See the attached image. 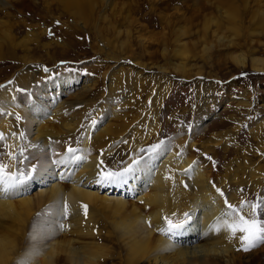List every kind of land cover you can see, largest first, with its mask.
Segmentation results:
<instances>
[{"label": "bare ground", "instance_id": "obj_1", "mask_svg": "<svg viewBox=\"0 0 264 264\" xmlns=\"http://www.w3.org/2000/svg\"><path fill=\"white\" fill-rule=\"evenodd\" d=\"M117 1L0 0V62L13 60L22 65L11 79L0 83V134L3 135L0 147L4 151L1 163L10 172L19 170L29 177L9 193H0V264H110L115 258L114 241L129 244L124 264H244L239 254L245 243L241 242L242 234L233 236L222 226L231 219L225 216L231 211L228 205L239 213L242 203L248 205L245 193L252 195L264 189V126L251 131L254 152L241 147L244 161L236 166L233 161L226 163L218 175L213 174L212 167L207 169L195 154L201 150L207 155L211 148L237 154L238 147L227 149L229 144H238L239 130L248 124L247 120L241 123L240 119L231 117L235 124L232 131L212 133L198 144L187 136L183 118L174 113L169 122L179 127L178 132L186 133V138L182 135L180 143L177 140V146L168 149L163 141L165 133L160 117L173 89L171 74L191 78L205 75L204 71L194 69L184 58L178 63L171 62L169 53L163 49L161 58L168 63L152 65L159 71L158 76L151 75V65L142 61L150 44L144 37L146 27L131 18L133 9L128 4ZM145 2L152 7H165L164 10L173 12V19L179 20H186L181 12L184 8H197L201 15L204 13L203 38L211 27H216L214 33L222 28L228 32L229 36L217 38L218 46L223 47L228 37L239 34L241 27L236 23H241L240 16L246 13L257 24L252 33L264 36V0ZM26 4L42 7L44 19H52L57 9L68 15L72 22L68 20L64 24L63 38L47 40L46 24L34 26L16 21L15 15L24 12ZM171 16H159L160 25L176 28L172 33L180 41L190 30L173 26L176 22H172ZM21 26L25 34L19 31ZM93 28L98 37L95 35L92 49L103 59L93 61L94 66L88 65L87 70L83 67L86 78L77 73L81 67L67 65L56 66L50 72L45 70L40 52L47 61H57L55 54L66 55L75 47L73 38ZM177 44L175 51L182 53L184 45ZM204 46L208 47L206 50L212 47ZM127 58L132 60V66L121 65ZM231 60L239 69L250 66L252 71L264 74V57L257 56L255 49L231 53ZM107 62L117 65L111 69ZM114 69L119 73L117 78ZM196 83L193 112L203 115L215 107L211 104L216 101L215 83ZM122 85L134 87L138 92L134 95L136 100L131 95L133 101L122 103L126 105L123 109L131 108L132 112L124 114L118 129L116 125L103 130L101 122L105 116H115V105L128 97L122 93ZM73 88L77 90L74 100L58 98L59 90L66 92L65 89ZM143 92L145 98L139 101ZM39 96L43 99H38ZM45 117H51L53 124L47 125V118L46 122L42 119ZM99 129L105 137L98 138ZM62 144L72 145V153L63 147L59 156L49 159L48 153L59 150ZM127 168L133 171L122 182L99 180L104 172H123ZM237 203L240 207H236ZM98 212L110 216L105 218L108 227L101 232L97 231ZM239 214L249 216L251 212L246 208ZM169 220L184 225L179 229L180 234L168 233ZM217 226L221 230H216Z\"/></svg>", "mask_w": 264, "mask_h": 264}, {"label": "rangeland", "instance_id": "obj_2", "mask_svg": "<svg viewBox=\"0 0 264 264\" xmlns=\"http://www.w3.org/2000/svg\"><path fill=\"white\" fill-rule=\"evenodd\" d=\"M117 2L119 3L121 2L126 5L128 4L127 5L128 8L133 9V14L131 18L139 20L140 21L139 23L141 25H145L146 27L144 37L148 41H150L151 45L148 44L149 46L147 48V54L145 53L146 55L144 56L142 61H144V63L146 64L151 65L152 72L151 73L149 72L151 75L158 76V71H159L157 70L156 66H152V65L157 64L158 66H163L168 63L167 62L168 60H171V62L173 63H178L182 58H184V60L187 61V63L190 66L194 65V69L201 68L204 71L205 75H200V76L197 75L191 78L181 77L180 75L175 73L171 74L170 79L171 81L173 80L172 81L173 89L170 92L168 98L166 99L160 117L162 120V128L165 133V137H163V141L166 143L168 149H171L172 147H176L177 146L176 141L178 140L177 142H179L180 138H182V135L183 137L184 135L186 136L187 132H188L187 135L188 137L190 136L193 137L192 140L193 142H197L198 144H200L205 140H207L209 135L211 136L212 133L232 131L234 129L235 124L230 119L237 118L240 119L241 123L242 122L244 123L246 120H247L246 122H248V124H245L243 128L239 130L237 142L238 144H240V147L238 146V144L235 145L229 144V148L227 149L230 150L234 147L235 148L238 147L240 151L237 154H235L234 152L225 154L223 150L211 148L212 152L214 150H217L216 153L211 152L205 155L200 150L199 153L195 155L196 157L197 156L201 157L200 160H202L203 165H206L207 169L208 167H212L214 175H218L222 173L221 171L223 166L230 161H233L235 166L238 163H242L244 160L240 155V153L242 152L241 149L251 148L252 152H254L255 150V143L250 137L251 131L254 130L255 127L260 128L264 126V74L252 71L250 66H247L245 69H239V67L231 60V53H236V54L246 53V51L249 48L255 49L257 51V56L264 57V36H261L257 33L255 34L252 33V30L256 29L257 27V24L252 18V15L250 13H246L240 16L242 22L236 23L237 26L239 25L241 27L239 34L232 38L228 37L227 38L228 42H226L225 45H223L222 47V46H218L217 38L221 35H223L224 37H226V35L229 36L228 32H226V29L222 28L223 31L222 29H218L216 33H214L216 27H211V29H209L208 31V35L203 38L202 30L204 31V29L202 25L204 24V22L202 16L204 13L202 12L201 15L198 12L197 8L194 7L184 8L181 12L185 13L186 20H181V19L179 20V19H173L174 15L172 11L164 10L165 7L163 8H160V6L152 7L147 2H145V0H118ZM201 4H202L201 6H204L203 5L204 2ZM25 7L26 9L23 10L24 12L15 15L16 21L20 23L25 21V23L34 26H37L40 23L41 25L46 24L48 27V32L46 36L47 40L57 39L60 41V39L63 38L64 31L66 30L65 28L62 29L64 24H66L68 20L70 23L72 22V19H69L68 15H63L61 13L62 11L59 9H57L58 11L52 17V19L51 18L44 19L42 18V16H44V14L41 11L42 7L37 8L32 5L29 6L28 4H26ZM157 9L159 10L157 11ZM170 12H172V14ZM163 15L164 16L172 15L171 16L173 20L172 22H176L175 24H173V26L177 27L176 25H178L183 28L186 27L188 31L190 30V34L185 35V37L181 36L180 41H176L177 37L176 35H173L175 33H172L173 30L176 28L168 29L166 25H165L166 27L160 25L159 16H163ZM133 16L136 17L134 18ZM249 22H251L250 25ZM241 24L243 27L241 26ZM101 26H105V25L101 24ZM224 26H227V24ZM123 27L125 28V26ZM24 29L25 28L21 26V30L19 31L20 32L23 31L22 34H25L26 31ZM88 32L84 34L82 33L80 34L79 37L73 38L72 41L73 42L75 41L76 43L75 47L73 46V48H71V50H69L66 55H61L59 53L55 54L54 56L57 59V61H54L52 63L47 61V57L45 56V54L40 52L39 55L44 56L42 60L44 61V63H46L45 70H48V72H50V70L52 68H55L56 66L64 67L67 65L74 67H81V70L77 71V73L82 78H86L87 71L85 70L89 68L87 66L90 64L92 65L93 61L103 59L101 55L98 54L96 55V53L92 49L94 47V44H96L95 35H97L98 37V34L95 32V29L92 31L88 30ZM162 38L164 39V41ZM157 41H163V42H157ZM177 43H180V46L184 45L182 53L181 51L180 52L175 51L176 47L178 48L179 46V44ZM204 43L212 46L211 49L206 50L208 47L206 48L204 46L205 45ZM239 43H241L242 45L240 46ZM98 44L99 46L101 45V43ZM161 45L163 48L161 47ZM163 49H165L166 52L169 53L170 59L163 60L161 58V53L163 52ZM236 49L239 51V53ZM171 55L172 57L174 56L175 58H172ZM18 56L20 57V55ZM121 62H122L121 65H125L127 67L132 66L133 63L132 60L128 58ZM106 64L111 69H113V67L117 65V64L115 65L112 62L110 63L107 62ZM83 67H86V69L84 70ZM21 68L22 65L13 60L0 62V83L5 81L6 79L8 80L9 78L11 79L15 73L20 71ZM117 69H114V71H116L115 73L116 76H114V78H117L119 76ZM208 75H212V77H209ZM200 81L205 83H215V87L213 88L215 91L213 90L214 92L213 91L212 92L214 95V99H216V101L211 103V104H215V107L213 109L208 110L210 112L203 115L201 113L194 114L193 112V110L196 108L195 102L197 99V88L195 85L197 84L196 82H200ZM121 89H122V93H124L125 96L128 97L125 99L121 98L123 99L121 100V103L118 102V104L115 105V107L117 106V109L114 113L116 117L111 114L105 116V120L101 122L102 125L101 128L103 130L111 126L115 128L116 125H118L117 126L118 129L119 125L121 124L120 122L122 118L125 115H127L128 111L129 114L132 112L131 108H129L130 110L123 109V107L126 105H122V103L124 104L126 102L127 103L131 102L132 100L131 95H133L134 98V95L138 94V92L136 93L134 87H130V86L128 87L125 85H122ZM65 91L66 92H62V90H59L60 93L58 98H61V100L67 102L74 100L75 98L74 96L77 94L76 92L77 90L73 88L71 90L65 89ZM139 95L142 96V98H140L139 101L145 98L143 96L144 92ZM38 99H43V98L42 96H39ZM134 100L136 99L134 98ZM44 102L47 104L49 103L47 99H45ZM247 102L250 103L251 105L250 107L246 105ZM52 107L53 105H49V108ZM115 107H112V109ZM174 113H177V116L183 118L184 123L182 124V126L185 129L186 133L183 134V132H178L177 130L179 129V127L177 128L174 123L169 122L170 118L173 116ZM110 116H112L113 118ZM42 119L44 120V122L47 121L46 122L47 125L53 124L51 121L52 120L51 117L50 118L45 117ZM257 122L258 124H256ZM46 123L44 124L46 125ZM101 132L102 130L100 131L99 129L98 134H101ZM102 136L105 137V134L104 133L101 134L98 138ZM185 138L186 137H184V139ZM213 139L214 138L212 136V140ZM95 146L96 145L93 144L91 148L94 149ZM223 146L224 145H222V147ZM63 147H65V151L74 148L72 145L65 146V144H62L59 150L57 149L54 151L52 150L50 153H48L47 157L49 159H52L53 157L59 156V154H61V152L63 151ZM1 149L2 146L0 147V163L4 158L3 155L4 153H2L4 151ZM99 150L100 148L97 149L96 151L98 152ZM43 157L45 158V156ZM237 158H239L240 160H235ZM245 191L247 192L248 189H245ZM244 196H246L248 204L257 203L259 201L264 200V189L262 190L261 193H252V195H250L249 193H245ZM224 197L225 194L223 195V198ZM238 203L236 204V207H240L244 204H247V203H242L240 206H238L239 205ZM96 216H97V221L100 224L99 229L97 231L101 232V230L103 229L105 230L106 228L105 226L108 227L105 220L109 219L110 216L108 218V215H105L104 213L101 212L96 213ZM108 230L110 231L111 229ZM102 235H105V232H102ZM192 236L193 235H191V237ZM83 241H86L88 243L92 242V240H83ZM97 241L101 244L106 243L104 241H99V240ZM127 245L129 244L128 243L120 244L114 241V243L112 244V253H115L114 254L115 258L112 261H110V264H119V263L124 264L123 260L124 257H126L128 251L126 248ZM246 246H247V242L242 244L240 249ZM239 254L242 256V260L246 262L244 264H264V242L258 243L257 246L249 248L248 251H244L243 249V251L242 250L239 251ZM238 264H241V262H239Z\"/></svg>", "mask_w": 264, "mask_h": 264}, {"label": "snow or ice", "instance_id": "obj_3", "mask_svg": "<svg viewBox=\"0 0 264 264\" xmlns=\"http://www.w3.org/2000/svg\"><path fill=\"white\" fill-rule=\"evenodd\" d=\"M17 119H19V117ZM2 139L3 135L0 134V140ZM69 152L72 153V150L69 149ZM9 155H11V153H9ZM132 171V168H127L123 172L107 171L100 174L99 180L101 183L122 182L126 179L127 174ZM21 176L23 177L22 179ZM28 178L29 177L26 172L18 170L17 173H12L8 170L7 165L0 163V193H9L12 189L22 185ZM228 207L231 211L225 213V216H229L231 219L228 223L223 224L222 229L229 232L233 236L242 234L240 237L241 242H247V246L244 247V251H248L249 248L255 247L258 243L264 242V200L241 206V212L246 208L250 209L251 214L249 216L237 213V210L231 205H228ZM167 225L168 233L173 235L180 234L179 229L184 227L182 223L175 224L170 220L167 221ZM216 230H221L220 226H217ZM160 231L163 232L164 230L161 229Z\"/></svg>", "mask_w": 264, "mask_h": 264}]
</instances>
